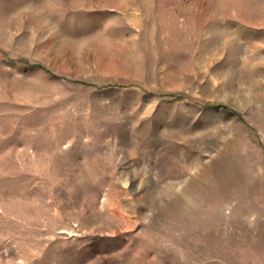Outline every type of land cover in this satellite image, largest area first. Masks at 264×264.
Here are the masks:
<instances>
[{
  "label": "rangeland",
  "instance_id": "obj_1",
  "mask_svg": "<svg viewBox=\"0 0 264 264\" xmlns=\"http://www.w3.org/2000/svg\"><path fill=\"white\" fill-rule=\"evenodd\" d=\"M0 264H264V0H0Z\"/></svg>",
  "mask_w": 264,
  "mask_h": 264
}]
</instances>
